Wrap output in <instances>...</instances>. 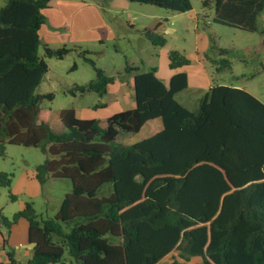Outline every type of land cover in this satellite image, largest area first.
Here are the masks:
<instances>
[{
	"label": "trees",
	"instance_id": "1",
	"mask_svg": "<svg viewBox=\"0 0 264 264\" xmlns=\"http://www.w3.org/2000/svg\"><path fill=\"white\" fill-rule=\"evenodd\" d=\"M130 1L191 10L189 0ZM48 4L6 0L0 7V159L7 145L38 148L45 155L35 166L38 182L71 183L52 217H39L30 202L10 220L2 217L8 227L20 218L28 223L34 246L25 264H157L173 250L180 259L198 256L203 264H264V102L220 84L190 111L174 98L187 87L184 72L164 84L155 68L138 72L127 65L133 108L98 119L77 118L73 108H65L59 114L65 130L54 133L50 108L41 106L53 94L36 93L48 71L38 54ZM201 4L213 7L216 23L264 34L257 25L264 0ZM143 34L153 46H164L156 27ZM43 48L45 57L56 59L72 50ZM88 53L80 51L95 78L75 91L103 96L115 78L96 67ZM167 57L170 69L190 63L177 50ZM153 120L161 122L159 130L122 143ZM12 178L0 171V186L10 189ZM65 252L73 262L64 260ZM178 258L168 264H181Z\"/></svg>",
	"mask_w": 264,
	"mask_h": 264
},
{
	"label": "rangeland",
	"instance_id": "2",
	"mask_svg": "<svg viewBox=\"0 0 264 264\" xmlns=\"http://www.w3.org/2000/svg\"><path fill=\"white\" fill-rule=\"evenodd\" d=\"M189 1L191 10L174 12L130 0H49L48 6L43 9L45 23L40 29L41 44L38 48V54L44 58L48 71L36 88V93H52L53 99H44L41 106L53 111L74 108L77 116L86 112L93 115L111 112L109 105L95 109L109 103V94L99 96L90 91H75L76 86L85 85L95 78L92 65L80 55L83 50L89 52L87 56L96 67L106 75L113 76L119 85L124 83L125 96L132 91V75L125 72L127 65L137 67L138 72H147L155 67L160 73L165 72L168 63L166 54L177 50L190 62L183 69L189 73L191 84L198 80V54H201V80L206 74L213 85L235 86L264 102V34L216 23L213 21L212 6L203 8L201 0ZM5 2L0 0V7ZM166 11L177 15L167 20L157 17L158 14H166ZM159 20L162 23L172 22L171 25L177 28L172 33L157 30L165 39L162 47L153 46L143 34L144 29L156 27ZM257 25L260 30H264V10L257 16ZM43 45L53 49L65 46L72 50L63 59H56L44 56ZM220 50L225 53L220 54ZM223 60L227 61L228 66H224ZM200 96L192 87L177 95V99L182 100L188 110L194 111ZM119 102L123 108H128L124 96L119 97ZM86 108L91 111H86ZM142 135L144 130L136 136L123 139L122 143H132ZM44 156L35 147L7 145L5 157L0 159V171L18 176L25 169H34ZM67 188H71L68 179L49 180L42 188L43 196L50 195L45 201L42 197L30 199L22 194L13 199L11 190L0 186V264H10L7 252H19L10 241L26 237V231L16 226L9 243L3 241L2 238L8 240L9 233L7 226L1 223L2 217L10 220L25 202L32 203L39 217H52ZM63 257L67 263L73 262L66 252ZM173 258H178L175 250L157 264H168ZM178 260L181 264H203L198 256H192L188 261Z\"/></svg>",
	"mask_w": 264,
	"mask_h": 264
},
{
	"label": "crops",
	"instance_id": "3",
	"mask_svg": "<svg viewBox=\"0 0 264 264\" xmlns=\"http://www.w3.org/2000/svg\"><path fill=\"white\" fill-rule=\"evenodd\" d=\"M167 12L168 11H166V14H163V13L158 14L157 17H159L160 19L167 20L168 18H173L174 16L177 15V14L167 13ZM171 24H172V22H170V23L163 22L162 23L161 20H159L158 22H156L155 25H156V29L157 30L160 29L162 32H166V33L176 32L177 28ZM39 34H40V31H39ZM167 55H168V53L166 54V58L168 60ZM201 56H202L201 54H198V60H199L198 62H200V69H201V61L203 60L201 58ZM168 63H167V69L165 72L160 73L158 67H155L156 76L164 84H167L170 77L173 74L178 73V72H184L186 74V76H187V87L184 90L177 92L174 95L175 100L178 103H180L181 105H183L185 108H186V106H185L184 102L182 100H178L177 95H180L185 90H188L189 88L193 87L195 89V91L201 95L198 98V100H199L209 90V88L213 86V83L208 80L206 74H205V77H202L203 79L201 80V70L200 69L198 71V75H199L198 80L196 82H193V84H191V77H190L189 73L186 72L185 69H183L184 67L188 66L189 64L186 66H183L181 68L170 69ZM123 85H124V83H121L119 85L114 80L111 84H109L107 86L106 94L110 95L109 103H107V104L105 103L100 107H95V109H96V108H101V107H105L106 105H109L110 111H111L110 113L105 114V115H103V114L102 115H95V114L93 115V114H90L89 112H86L85 114H82V116H77L76 110L73 108L75 116L77 118H81V119H93V118L98 119V118H106L108 116H111L114 113L125 110L126 108H123V106L119 102L120 96L121 97L124 96L125 100L127 101V105H128L127 109L133 108L135 106V101H134L133 90H132V77L130 78V86H131L132 91L129 94L127 93L128 94L127 96L124 95ZM217 85H220V84H217ZM233 87H235V86H233ZM198 100H197V103H198ZM85 110L91 111L90 108H86ZM59 114H60V110L59 111H53L50 109L48 122H49V126H50L51 130L54 133H62L65 130L63 124L60 121ZM160 128H161V122L159 120H153V121L146 122L141 127L140 132L142 130H144V132L152 133V132L159 130ZM44 158H45V156H44ZM49 180H53V178L48 179L44 184L41 185L35 177V168L34 169H27V170L25 169L18 176H13L11 186H10V190H11L12 196H13L12 198L15 199L18 197V195L22 194L26 197H29L30 199L42 197V198H44L45 201H47L48 197L50 195H48V196L46 195V197L43 196L42 195L43 194L42 188L47 182H49ZM67 189L68 190H66V192H64V195L70 193L71 188H70V190H69V188H67ZM62 198H61V200H62ZM61 200H59V204H57V205L60 206ZM59 206L58 207L56 206L57 210H58ZM57 210H56V212H57ZM1 223L5 224L3 222V220L1 221ZM16 226H18L19 230H21V231L23 230V232L26 231V237L25 238H19L18 240H15L14 242L10 241V244H12L13 247H15V249L19 250V252L17 254L15 252H12L11 254H12V258L14 260V264H21L22 261H23L22 263L25 264L26 261L31 257V252H32V248H33V246H31L29 244V241H28V236H27L28 223H27V221L24 218H20L17 220L16 223L11 224L9 227L7 226L8 233H9L8 240H4V238H2V239H3V241H8V243H9V238L12 237L13 234L16 232ZM2 250L4 251L3 246H2Z\"/></svg>",
	"mask_w": 264,
	"mask_h": 264
},
{
	"label": "water",
	"instance_id": "4",
	"mask_svg": "<svg viewBox=\"0 0 264 264\" xmlns=\"http://www.w3.org/2000/svg\"><path fill=\"white\" fill-rule=\"evenodd\" d=\"M29 244H30L31 246H34V243L29 242ZM49 264H53V263H49Z\"/></svg>",
	"mask_w": 264,
	"mask_h": 264
}]
</instances>
